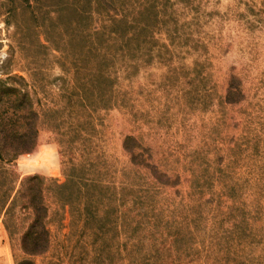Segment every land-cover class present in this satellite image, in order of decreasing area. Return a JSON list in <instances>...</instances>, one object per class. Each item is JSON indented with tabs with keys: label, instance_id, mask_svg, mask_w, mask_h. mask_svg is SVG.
Wrapping results in <instances>:
<instances>
[{
	"label": "rangeland",
	"instance_id": "obj_1",
	"mask_svg": "<svg viewBox=\"0 0 264 264\" xmlns=\"http://www.w3.org/2000/svg\"><path fill=\"white\" fill-rule=\"evenodd\" d=\"M19 138L34 146L0 161V264H119L115 202L88 221L87 187L113 202L153 175L148 202L185 207L221 176L264 185V0H0V143Z\"/></svg>",
	"mask_w": 264,
	"mask_h": 264
},
{
	"label": "trees",
	"instance_id": "obj_2",
	"mask_svg": "<svg viewBox=\"0 0 264 264\" xmlns=\"http://www.w3.org/2000/svg\"><path fill=\"white\" fill-rule=\"evenodd\" d=\"M148 31L144 29L142 33ZM106 35L113 41H120L127 35L132 42L129 49H133L134 42L140 40L141 34H135L130 29H111ZM122 52H126L124 47ZM99 74L105 77L102 72ZM7 140L0 143L2 162L12 163L34 146H29L21 138ZM10 141L11 146L8 147ZM136 173L141 172L136 170ZM250 175L253 176V173ZM229 180L225 184L221 176L219 189L200 190L202 194L209 191L213 196L212 202H205L201 198L194 205L187 204L185 207H174L168 199V204L154 199H150L149 203L150 187L163 191L167 186L153 175L151 181L147 178L144 182L146 189L142 193L139 190L143 188L134 181L123 184L120 197H114L113 202L108 193L110 188L87 187L85 191H79V195L84 193L86 198L84 214L88 221L98 217L100 203L105 200H109V204L115 202L113 207L106 209V216L101 222L106 223L105 233H109L116 222L119 231L117 237H121L116 252V256L120 257L119 264H264V185L243 187L237 183L239 179L235 174H231ZM249 182L250 179L245 181ZM0 197L6 204L9 195L7 197L1 188ZM37 215L36 226L45 220L39 211ZM41 237L38 232L30 233L28 246L40 252ZM95 243L91 245L95 246ZM85 256L86 253H79L75 264L86 262ZM115 258L103 250L87 264H116Z\"/></svg>",
	"mask_w": 264,
	"mask_h": 264
}]
</instances>
